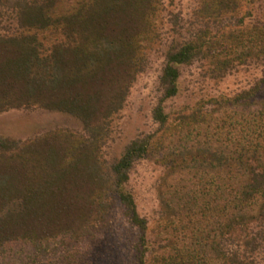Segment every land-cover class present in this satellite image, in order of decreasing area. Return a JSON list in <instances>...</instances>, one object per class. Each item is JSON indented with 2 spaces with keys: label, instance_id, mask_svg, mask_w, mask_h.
Instances as JSON below:
<instances>
[{
  "label": "trees",
  "instance_id": "trees-1",
  "mask_svg": "<svg viewBox=\"0 0 264 264\" xmlns=\"http://www.w3.org/2000/svg\"><path fill=\"white\" fill-rule=\"evenodd\" d=\"M248 2L203 0L197 12L221 24L227 15L239 20L221 30L220 74L264 62V23L247 28L248 13L239 17ZM162 7V0H0V113L61 111L86 132L0 136V264H83L74 243L108 223L115 201L140 231L138 264H264V73L224 113L205 102L189 113L167 111L181 67L211 52L208 31L167 50L157 130L130 142L112 164L103 158L112 117L146 69L144 42ZM54 35L61 37L51 42ZM150 155L180 177L161 194L166 243L148 237L128 187L135 164ZM61 248L69 253L53 261Z\"/></svg>",
  "mask_w": 264,
  "mask_h": 264
},
{
  "label": "rangeland",
  "instance_id": "rangeland-1",
  "mask_svg": "<svg viewBox=\"0 0 264 264\" xmlns=\"http://www.w3.org/2000/svg\"><path fill=\"white\" fill-rule=\"evenodd\" d=\"M249 1L239 14L240 17L248 13L244 26L247 28L259 22L264 23V0ZM202 2L203 0H162V14L155 19L153 30L149 34L150 41L144 42L147 47L146 69L138 74L132 84L123 108L112 117L103 145V158L107 163L112 164L120 158L134 139L157 130L158 124L153 112L164 95L161 76L166 65V52L174 42L188 39L205 30L208 31L206 37L212 43V50L206 59L181 67L179 95L166 102L167 111L172 114L184 108L189 113L199 102H205L204 108L208 111L221 109L224 113L231 109L228 108L229 104L240 92L249 90L262 78L264 62L256 60L238 64L223 74L217 72L221 70L219 61L226 58V53L220 48L223 43L221 30L228 23L239 20H232L229 18L232 16L227 15L226 21L221 24L216 20L198 18L197 12ZM251 13L253 16L250 17ZM5 31V27L0 25V32ZM56 37L50 36L51 42ZM60 37L58 35L57 38ZM219 53L221 57H216ZM262 99L264 91L259 96V101H263ZM58 131L86 135L80 119L61 111L32 107L0 113V136L5 138L26 141ZM159 159L150 155L138 161L131 170L128 187L134 194L139 214L149 222L148 237L166 243L171 235L160 233L164 226L161 218V194L166 185L176 184L180 177L169 176V171ZM139 241V229L125 216L122 205L115 201L108 223L98 227L93 235L74 243L75 249L72 251L73 254L76 250L82 252L85 259L83 264H138L135 246ZM158 245L156 244L157 249ZM58 253L51 255L53 261L60 262V257L69 252L61 248Z\"/></svg>",
  "mask_w": 264,
  "mask_h": 264
}]
</instances>
